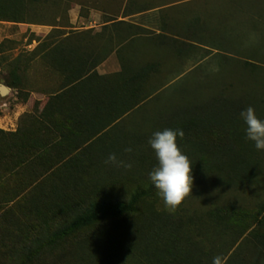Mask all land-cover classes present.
Here are the masks:
<instances>
[{"label":"rangeland","instance_id":"1","mask_svg":"<svg viewBox=\"0 0 264 264\" xmlns=\"http://www.w3.org/2000/svg\"><path fill=\"white\" fill-rule=\"evenodd\" d=\"M51 2L48 8L36 12L38 20L34 24L0 22V86L11 90L5 97L0 95V130L15 133L21 117L34 111V104L47 101L61 85L62 77L44 55L55 44H66L67 39L97 53L103 47L121 48L122 62L136 68L155 64L158 68L148 88L169 89L166 96L146 102L111 131L112 143L118 141L115 150L101 156L96 152L80 163V169L65 185V198L61 196L55 203L54 220L69 222L95 204L128 201L139 188L152 187L154 195L145 211L158 214L165 230L160 246L162 263L173 264L171 255L177 252L188 257L203 253L207 255L205 263L211 260V253L221 258L218 254L226 253L222 264H264V250L259 248L264 229L258 226L264 219V150L247 139L241 149L246 157L250 150L255 154L257 174L235 182L213 171L218 166L211 154L216 147L200 144V137L193 139L195 145L189 140L177 142L192 163L194 183L192 195L171 212L150 180L149 173L158 161L148 143L154 132L166 128L176 110L200 107L225 92L237 100L246 97L256 105V116L264 120V0ZM87 31H93V35L80 39V34ZM211 45H218L219 51ZM246 62L256 68L246 66ZM116 63H109L106 70H116ZM173 84L175 88H169ZM243 126L241 132L245 133ZM127 148L132 151L126 152ZM110 153L132 167L106 164ZM223 163L220 165L231 166ZM217 209L229 220L219 227L212 219ZM254 217H258L256 223ZM174 222H180L177 232L172 230ZM135 228L112 227L119 235L114 242L126 244L127 230L135 235L142 231ZM145 244L138 241L135 246L126 245L138 256L157 252L156 243ZM217 250L221 252L217 254ZM180 259L187 264L185 256L176 260ZM136 260L128 262L139 264ZM197 260L195 257L192 263Z\"/></svg>","mask_w":264,"mask_h":264},{"label":"trees","instance_id":"2","mask_svg":"<svg viewBox=\"0 0 264 264\" xmlns=\"http://www.w3.org/2000/svg\"><path fill=\"white\" fill-rule=\"evenodd\" d=\"M51 3V0H0V22L34 24L38 20L36 12ZM90 35L93 31L79 37ZM210 48L217 50L219 46ZM120 49L103 47L97 53L68 39L66 44H55L44 58L51 61L62 77L61 85L50 96L57 103L49 102L40 117L24 114L15 133L0 130V264H129L128 260L135 258L139 264H166L161 262L160 246L165 230L158 222L160 216L145 211L154 195L152 187L139 188L128 201L95 204L69 222L54 220L55 203L61 196L65 198V185L80 169V163L96 152L101 156L115 150L118 141L112 143L110 134L119 122L146 102L166 96L169 90L148 88L157 65L149 63L136 68L130 62L123 63ZM115 52L122 64L121 71L100 76L97 68ZM245 65L256 68L249 62ZM249 106L256 108L246 97L237 100L225 92L200 107L176 110L166 128L183 130L184 136H178L177 142L190 141L195 145L193 139L200 137V144L216 147L211 154L218 166L213 171L232 181L244 182L257 174L255 154L250 150L251 157L247 154L246 157L241 149L247 138L241 132L246 124L240 113ZM226 143L232 146L223 147ZM223 162L231 166H221ZM226 215L217 209L213 224L219 227L229 222ZM254 218L256 223L258 217ZM241 220L239 217L238 221ZM174 223L172 230L177 232L180 222ZM258 223L264 229V219ZM114 226L142 229L136 235L127 230L126 244L135 246L140 241L149 246L153 242L157 244V252L134 255L126 244L114 242L119 236L111 230ZM260 237L262 252L264 233ZM220 254L223 260L226 253ZM182 255L187 264H195L192 263L195 257H198L196 264H212L217 256L211 253V260L205 263L207 255L203 253L200 257L198 253L188 257L175 252L171 255L173 264H183L182 259L176 260Z\"/></svg>","mask_w":264,"mask_h":264},{"label":"clouds","instance_id":"3","mask_svg":"<svg viewBox=\"0 0 264 264\" xmlns=\"http://www.w3.org/2000/svg\"><path fill=\"white\" fill-rule=\"evenodd\" d=\"M214 70L218 71L219 69L215 68ZM240 117L246 124V138L253 141L258 150H264V120L256 116L255 110L251 106L241 111ZM178 136L183 138L182 129L166 128L154 132L148 141L158 161V166L149 173L150 180L158 190L165 207L171 212L176 211L183 201L192 195L194 183L192 163L178 146ZM125 151L131 152L132 149L127 148ZM105 163L117 167H132V164H125L118 160L115 153H110ZM212 264H222L221 257H214Z\"/></svg>","mask_w":264,"mask_h":264},{"label":"crops","instance_id":"4","mask_svg":"<svg viewBox=\"0 0 264 264\" xmlns=\"http://www.w3.org/2000/svg\"><path fill=\"white\" fill-rule=\"evenodd\" d=\"M113 62V64L114 63H116L117 64V66H118V68H116V70H114L113 72H108L107 70H106V67H107V65L109 64V63H112ZM121 71V68H120V63H119V61H118V55L116 54V52L112 55V56H110V58H108V60L106 61V62H104L102 65H100L98 68H97V73L100 75V76H107V75H112V74H115V73H118V72H120ZM47 99V101H45L44 103L43 102H40V103H38V104H34V106H36V109L34 110V111H32V112H30L29 111V113H26V114H33L34 116H36V117H40L41 116V114L45 111V109H46V107L48 106V104H49V102H53V104L55 103H57V99L56 100H54L53 101V99L52 98H46ZM39 107H41V111L40 112H38V108ZM37 111V112H36ZM6 132V131H5Z\"/></svg>","mask_w":264,"mask_h":264},{"label":"water","instance_id":"5","mask_svg":"<svg viewBox=\"0 0 264 264\" xmlns=\"http://www.w3.org/2000/svg\"><path fill=\"white\" fill-rule=\"evenodd\" d=\"M10 89L5 86H0V95L5 97L10 93Z\"/></svg>","mask_w":264,"mask_h":264}]
</instances>
